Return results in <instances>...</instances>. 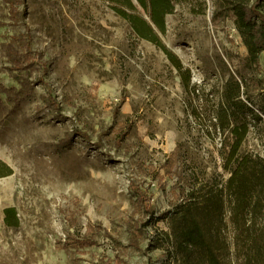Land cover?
Listing matches in <instances>:
<instances>
[{
  "label": "rangeland",
  "instance_id": "1",
  "mask_svg": "<svg viewBox=\"0 0 264 264\" xmlns=\"http://www.w3.org/2000/svg\"><path fill=\"white\" fill-rule=\"evenodd\" d=\"M133 2L0 0V264H176L170 216L230 176L223 107L264 156V52L251 63L237 20L251 0H175L161 47L121 15L151 22Z\"/></svg>",
  "mask_w": 264,
  "mask_h": 264
},
{
  "label": "trees",
  "instance_id": "2",
  "mask_svg": "<svg viewBox=\"0 0 264 264\" xmlns=\"http://www.w3.org/2000/svg\"><path fill=\"white\" fill-rule=\"evenodd\" d=\"M137 1L150 8L151 22L125 11H120L121 15L140 37L161 47L156 27L166 30L165 18L173 11L175 0ZM128 6L135 8L133 0H128ZM237 15L251 63L258 65L264 52V0H251L249 9L240 6ZM167 53L181 68L176 57ZM187 75L189 84L192 74L188 71ZM232 88L233 100L240 96L242 86L236 81ZM234 108L223 107L218 116L219 128L232 138L224 161L229 178H215L199 195L179 205L169 218L171 230L166 236L173 246L176 264H264V156L242 149L249 126L246 121L236 122ZM251 114L260 117L253 108ZM10 173L11 168L0 159V177ZM4 212L5 223L15 225V208L8 207Z\"/></svg>",
  "mask_w": 264,
  "mask_h": 264
},
{
  "label": "bare ground",
  "instance_id": "3",
  "mask_svg": "<svg viewBox=\"0 0 264 264\" xmlns=\"http://www.w3.org/2000/svg\"><path fill=\"white\" fill-rule=\"evenodd\" d=\"M43 169V172L47 171V168L46 166L42 168Z\"/></svg>",
  "mask_w": 264,
  "mask_h": 264
}]
</instances>
